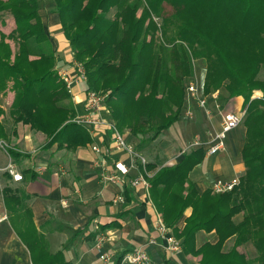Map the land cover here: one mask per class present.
<instances>
[{"label": "trees", "instance_id": "1", "mask_svg": "<svg viewBox=\"0 0 264 264\" xmlns=\"http://www.w3.org/2000/svg\"><path fill=\"white\" fill-rule=\"evenodd\" d=\"M54 2L74 57L86 68L84 92H108L112 119L119 131L139 139L138 151L181 119L186 83L195 75L193 59L206 61V95L224 88L228 99L244 97L241 155L245 172L239 186L219 194L207 188L200 194L190 172L203 162L206 152L194 148L173 164L150 161L147 167L154 173L149 189L183 251L202 256L199 264H264V79L259 78L264 65V0ZM167 4L173 12L166 13ZM2 11L16 21L9 34L18 41L13 57L7 35L0 30V94L12 81L15 96L9 114L14 124L43 132L46 148L57 143L74 149L94 142L87 129L73 120L78 110L55 71L57 56L45 31L40 0H0ZM155 17L162 19L161 26ZM255 91L262 96L253 98ZM8 134L0 120V142ZM5 149L13 159L22 155L9 145ZM4 197L12 217L24 214L28 218L13 227L30 249L33 264H70L63 249L49 250L48 240L39 233L24 203L27 195L5 188ZM190 207L192 212L180 229L179 221ZM240 213L244 217L236 222ZM201 230L215 231L217 242L197 247ZM233 236L234 245L226 250L225 243ZM248 241L258 252L254 258L239 250Z\"/></svg>", "mask_w": 264, "mask_h": 264}, {"label": "crops", "instance_id": "2", "mask_svg": "<svg viewBox=\"0 0 264 264\" xmlns=\"http://www.w3.org/2000/svg\"><path fill=\"white\" fill-rule=\"evenodd\" d=\"M54 8L55 2L52 3L50 12L42 13L40 6V14L57 56L56 69L59 72L66 71L72 74L74 53L71 50L70 40L62 29L60 16ZM203 73V76L199 74L196 82L200 93L206 95L203 91L206 71ZM78 87L79 85L74 87L72 99L80 113L83 111L86 93L81 94ZM219 92L220 99L206 95L209 96L208 107L212 109L210 117H207L199 107L196 99L186 100L184 111L191 109L196 121L198 115L202 114L205 121L202 118L201 120L204 124L210 125L206 133L198 132L194 138L197 135H201L203 139L207 138L209 131L220 128L221 120L219 121L218 117L222 118V114L243 109V96L228 99L225 89ZM260 94L261 91H255L252 97H259ZM217 104L219 107L216 106ZM0 120L9 132L6 142L22 155L13 159L6 149L3 150L12 158L11 163L24 175L22 181H14L9 173H0V264H33L30 249L19 236V231L14 228L15 225L21 226L28 218L24 214L12 217L4 200L5 188L27 195L24 203L33 215L39 233L48 240L49 250L54 253L63 249L70 264H102L99 259L100 250L97 247L100 238H104L102 251L114 253L117 257L144 246L150 255L149 264H199L201 255L187 254L183 250L172 253L164 250L162 235L155 226L156 213L159 211L153 202L150 189L147 192L143 188H136L129 181L125 187L102 182L97 164L101 156L91 150L90 144L93 142L74 149L58 147L57 143L46 148L47 137L43 132L19 123L15 125L17 131L14 133V129L11 128L14 122L11 116L6 118L3 111H0ZM186 130L187 126L183 127V136ZM92 137L94 141L96 139L102 142L101 137L95 138L93 135ZM104 138V145H109L111 143L109 135H104ZM244 141L240 142L239 151L242 150ZM237 147L234 140H227V149L218 154L209 155L204 149L205 159L190 172V179L200 194L210 188L217 179H232L245 172L242 155L239 159ZM222 154H225V157ZM216 155H222L223 159L217 160ZM181 159L182 156L177 161ZM118 160L126 164L130 163L125 153L112 151L108 157V168L112 170V166ZM9 163L0 162V167H5ZM27 169L30 171L23 172ZM231 170L232 172H229ZM136 175L137 170L132 169L129 180ZM119 189L124 190V195L127 189L125 203L113 202ZM191 212V207L185 211L178 224L180 229L183 228L184 219ZM243 217V213H240L234 220L239 222ZM169 228L175 235L173 228ZM151 238L156 239L157 243L148 244ZM217 240L215 231L201 230L196 235L197 247L207 241L216 243ZM234 242V236L229 238L225 243V249L232 248ZM239 250L251 258L258 254L252 241L239 246Z\"/></svg>", "mask_w": 264, "mask_h": 264}, {"label": "built area", "instance_id": "3", "mask_svg": "<svg viewBox=\"0 0 264 264\" xmlns=\"http://www.w3.org/2000/svg\"><path fill=\"white\" fill-rule=\"evenodd\" d=\"M60 78L65 83L68 91L73 95L74 87L80 82H84L86 78V68L82 62L74 61V73L70 74L66 71L59 72ZM219 90L213 92L210 97L218 99ZM108 92L88 91L85 95L83 111L78 113L73 119L75 122L83 125L95 138L101 137L102 142L96 139L90 144L91 150L99 154L101 159L98 164L101 180L104 184H113L118 187H125L129 183L136 188H143L148 192L150 182L149 178L153 175L154 171L149 170L147 165L150 162L147 157L135 148V145L130 143L125 134L118 130L114 119L110 115V110L107 107L106 99ZM194 98L198 101L199 106L203 109L207 117L212 114V109L208 107L209 96L202 95L197 82L192 78L186 83V100ZM219 107V104L216 105ZM186 117L193 118L194 113L191 109L185 111ZM246 114L245 109L238 111H230L222 114L220 128L208 132V138L197 135L190 144L183 148L182 153L188 152L194 148H204L209 155L218 154L227 149V137L229 133L237 129L243 122ZM108 134L111 143L104 145V135ZM113 143V144H112ZM0 146L5 149L6 143L0 142ZM112 151L125 153L130 163L126 164L122 160H118L112 166V170L108 168V155ZM132 169L137 170V175L129 180V175ZM7 172L11 175L14 181H22L23 174L13 163H9L5 167H0V173ZM241 183V175L232 179H217L215 180L210 189L213 193L219 194L230 192L234 190ZM122 189V188H121ZM124 189V188H123ZM148 196V195H147ZM149 197V196H148ZM124 190H120L113 198L114 203H125ZM157 220L155 226L159 230L163 239V248L166 252L182 251V243L171 231L169 226L166 225L160 212L156 213ZM1 220V219H0ZM104 238H100L97 242V247L100 250L99 259L102 264H149L150 255L144 246L139 249L127 252L122 257H117L114 253L102 251V243ZM157 240L154 238L149 239L148 244H156Z\"/></svg>", "mask_w": 264, "mask_h": 264}, {"label": "rangeland", "instance_id": "4", "mask_svg": "<svg viewBox=\"0 0 264 264\" xmlns=\"http://www.w3.org/2000/svg\"><path fill=\"white\" fill-rule=\"evenodd\" d=\"M54 0H40V6L42 13L45 12H50V8L52 7V3ZM166 13H171L173 12V7L170 5H166L165 9ZM155 20L158 22V25L161 26L162 24V19L155 17ZM16 27V21L15 18L9 13V12H0V30L4 32L7 37H6V42L9 44V49L8 51L11 53L12 57L18 50V41H16L14 38L9 36L11 31ZM32 46L36 48L35 42H32ZM52 50L54 51L53 47ZM55 53V51H54ZM37 56H32L31 58H36ZM75 61H77L75 59ZM194 64H195V75L193 80L196 81V78L199 77V74L203 76V72L207 71L206 70V61L204 59H193ZM59 76V71L55 69ZM206 76V75H205ZM60 78V76H59ZM259 78L264 79V65L261 68ZM62 80V79H61ZM63 81V80H62ZM12 81H10L7 85V90L5 91V94H0V104L2 106V110L5 114L6 118H9V109L10 106L14 100L15 96V91L12 88ZM78 87V90L81 92V94L84 95V82H80ZM224 89V88H223ZM75 92H77L75 90ZM99 92V91H97ZM101 92V91H100ZM107 93V92H105ZM255 94V93H254ZM262 96V94H260ZM259 96V97H260ZM258 97V96H257ZM221 98V95L219 96L218 99ZM73 104L74 101L73 99L70 100ZM200 107V106H199ZM201 108V107H200ZM199 117L197 118L198 120L196 121V118L191 119L190 117H186L185 111L179 120V122H176L173 124L169 129L164 130L163 133L160 135V137L150 143L143 151L142 153L147 157L149 161H158L160 164H173L177 160H179L182 156V150L184 147H186L187 144H190L191 141L194 139V136L196 133H206L207 130L210 128V125L204 124V122L201 120L203 119V115H198ZM218 120H222V118L218 117ZM204 120V119H203ZM219 120V121H220ZM205 121V120H204ZM116 122V121H115ZM217 124V123H216ZM11 126V124H10ZM187 126V133L185 131L184 136H183V127L185 128ZM15 124L13 123L11 128L14 129ZM189 127L192 129L190 130ZM207 129H206V128ZM127 140L132 143L133 145L137 144L139 139L130 136L129 133H124ZM230 136L228 135L227 140H234L236 142L237 147V152L239 159L241 158V150L239 151V146L240 142L242 140H245V126L242 123L237 129L231 131ZM207 138H208V133H207ZM6 145L8 143L4 141ZM1 147V146H0ZM4 148L1 147L0 150V162L2 163H7V162H12V158L3 150ZM225 157V154H222ZM222 155H216V159H223ZM227 160V158H226ZM228 161V160H227ZM229 172H232L229 171Z\"/></svg>", "mask_w": 264, "mask_h": 264}]
</instances>
